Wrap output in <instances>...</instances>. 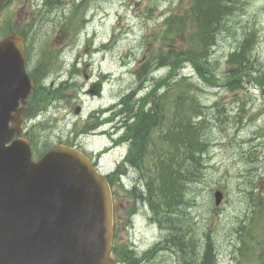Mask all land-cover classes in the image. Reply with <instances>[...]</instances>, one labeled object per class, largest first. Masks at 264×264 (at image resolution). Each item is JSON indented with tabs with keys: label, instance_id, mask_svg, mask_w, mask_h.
I'll return each instance as SVG.
<instances>
[{
	"label": "rangeland",
	"instance_id": "rangeland-1",
	"mask_svg": "<svg viewBox=\"0 0 264 264\" xmlns=\"http://www.w3.org/2000/svg\"><path fill=\"white\" fill-rule=\"evenodd\" d=\"M76 1L82 4L81 19L74 20V30L67 32L63 28L54 29V26L63 13L71 12L73 0H61L57 8L50 3L51 9L48 11L47 7L45 12L37 14L35 21L34 9H43V0H39L38 4L33 0H14L12 5L0 12V27L6 24V29L12 25L19 27V24L30 26L32 66L37 58L39 64L46 65L47 85L59 90L54 97L68 99L53 101V106L49 110L48 106L46 108L49 113L45 112L35 121L41 138L40 150L56 143V136L64 132H79L81 120L75 121L74 105L70 101L72 98L74 101L83 99H79L75 87V83H83V78L71 76V63L75 60L96 63L92 65V71L96 73L102 70L115 74L108 82L105 99L95 102L93 107L97 108L100 104L112 103L113 96L120 100L123 90L137 85L131 72L145 56L151 53L158 56L162 49L165 50V60L169 51L180 59V54L188 48H199L189 40L190 34L195 32L191 24L187 31L185 26L180 33H174L169 43L165 39L166 19L186 18L193 0ZM226 2L219 0L222 11ZM230 8L208 55L195 60L200 64L187 60L184 55L178 61L174 57L170 63L167 60L161 63L163 69L157 75L159 82L154 91L164 92L166 119L156 127H150L151 131L156 133V130L162 129V134L168 139L171 129L175 133L178 130V123L175 122H183V116L190 112L188 108L198 103L203 114L194 115V121L199 126L203 119L206 120L202 135L208 147L202 155L205 167L201 178L197 184L189 181L184 189L185 203L182 207L187 212V218L182 216L183 220H178L183 221V227L178 225L176 228L168 223L179 239L175 237L170 242L167 238L170 252L163 250L156 254L150 251L153 256L149 261L154 264H179L177 256L184 254L183 246L190 257L196 246L195 239L198 241V259L210 239L215 264H264V222L260 221V210L264 206V0H236ZM102 44L108 47L107 52L94 53ZM35 48H38V57ZM240 50H244L243 62L251 67L252 73L242 79L244 87L235 91L228 84L239 78H233L230 64L234 53ZM127 62H131L130 71L122 67ZM64 83L69 84L61 85ZM167 91L170 101H167ZM178 97H182V104L177 102ZM187 98L192 100L185 108ZM66 113L71 119L64 115ZM52 114L54 119L50 120ZM150 128L145 127V130L148 132ZM179 149L182 153L181 143ZM162 151L164 149L160 151L153 147L149 153L145 152L143 164L146 162V167L151 163L158 168L167 167V157L161 154ZM171 158L176 163L175 155ZM184 161L186 164L187 160ZM143 189L146 191L145 180ZM218 189L225 193V199L216 208L213 193ZM117 206L128 209L131 199L119 191ZM137 207L139 214L149 216L147 206L140 205L141 210ZM153 228L147 227L146 218H135L134 227L120 234L123 248L127 245L132 248L131 240H136L141 247L161 243ZM171 245L174 247L171 248ZM171 250H175L177 255H171ZM132 258L129 264H138Z\"/></svg>",
	"mask_w": 264,
	"mask_h": 264
},
{
	"label": "water",
	"instance_id": "water-1",
	"mask_svg": "<svg viewBox=\"0 0 264 264\" xmlns=\"http://www.w3.org/2000/svg\"><path fill=\"white\" fill-rule=\"evenodd\" d=\"M25 40L0 41V264H110L109 185L80 152L57 146L38 162L21 134L34 84ZM219 206L223 195L215 194Z\"/></svg>",
	"mask_w": 264,
	"mask_h": 264
},
{
	"label": "flooded vegetation",
	"instance_id": "flooded-vegetation-1",
	"mask_svg": "<svg viewBox=\"0 0 264 264\" xmlns=\"http://www.w3.org/2000/svg\"><path fill=\"white\" fill-rule=\"evenodd\" d=\"M90 69L91 65L85 64L80 71L83 74L85 84L90 82V85L87 86L88 91H97V83H101L104 86L103 81L109 82L112 78L111 75H103V71L100 70L95 80H92L93 76ZM134 79H137V77H134ZM147 89L149 88L145 82L144 84H139L136 89H133V87L125 89L122 96H128L127 103H129V106L122 110L117 108L119 105L126 106V104L123 100L119 102L118 97L115 99V96H113L112 103L100 104V106L94 108L95 102L104 100V96L102 95V98H97L85 94L86 97L84 99L86 102L83 103L85 111L83 110V113L79 117H74L75 121L78 119L81 120L80 132L67 131L60 136H56L57 140L62 139L64 142L68 141L67 143L86 154L97 165L98 171L111 181L117 223L116 232L118 234L126 229L127 216L130 214V208L132 206V201L128 209L117 206L119 191L123 192L126 196H130L134 190L137 177L139 179L150 180L152 178H160L161 175V173L157 172V169H150L152 163L146 167V162L143 164V158H145V152L149 153L153 147L159 148L160 151L166 147L167 139L162 134V129L156 130V133L151 131L152 127H156L166 119V109L163 107V100L165 98L160 90L154 93L152 97L148 94L146 98L145 90ZM86 92L87 90L84 91V93ZM73 105L79 106L76 102ZM53 114L51 118H54ZM159 114L161 115L159 116ZM64 115H68V118H70L69 113ZM151 117L154 118V125H147L146 122L143 126V119H150ZM145 126L147 129L151 127L148 132L145 130ZM153 164L156 165L155 163ZM152 174L153 177L151 176ZM146 186L149 194L150 188L148 185ZM162 187L160 186V190ZM157 192L158 189L155 187L154 193ZM161 199L159 196L149 198V216L146 219L147 227L152 228L154 226L155 229H153L157 232L158 239L160 238L163 244L154 243L146 247L147 252L143 262L144 264H154L148 260L150 251L153 250L152 253L155 251L157 254L160 251H167L168 249L166 240L170 238L168 234L171 233V230L168 227L167 211H164V208L167 210V206L161 205ZM135 201L137 205L141 202L140 199ZM121 211H123L122 214ZM187 233L189 236V232ZM180 235L182 236L181 232ZM122 241L119 237L117 238V244H119L120 249L117 255H119L123 248ZM197 244L198 242L192 249L191 258H189V251L182 245L184 254L177 256L179 264H197L194 262ZM173 254L176 256L177 252L173 250Z\"/></svg>",
	"mask_w": 264,
	"mask_h": 264
},
{
	"label": "trees",
	"instance_id": "trees-1",
	"mask_svg": "<svg viewBox=\"0 0 264 264\" xmlns=\"http://www.w3.org/2000/svg\"><path fill=\"white\" fill-rule=\"evenodd\" d=\"M226 5L224 6V10L222 11V6L219 4V0H193V4L190 10V13L187 15L186 18H169L166 19L167 24V32H166V40L169 43V40L172 39L173 34L180 33L179 31L184 29L187 26V31L189 29V25L191 24L195 30L194 33L190 34V42L194 45H199V48L196 46H192L187 50L182 52L187 60L194 61L196 59H203L206 56L205 49H209L212 44L214 43L217 34L219 33L227 15L229 14L230 7L235 3L236 0H226ZM12 3V0H8L5 6H8ZM169 27V30H168ZM184 32V31H183ZM215 44V43H214ZM162 51L159 50L158 56L153 53L151 58V62L156 60L162 55ZM245 55L244 50H240L239 52L235 53L231 59V66L233 69L232 76L233 78L238 77L239 79H235L233 83H229V88L231 90L238 91L242 89L244 86L241 84L242 79L245 78L249 73H252L251 67L244 64L243 59ZM164 56V55H163ZM174 57L180 60L173 51H169L166 54L167 63H170L174 60ZM165 60V61H166ZM162 61V62H165ZM197 63V62H196ZM252 63V62H251ZM200 64V63H197ZM253 66V64H252ZM254 68V67H253ZM186 81V79H184ZM187 82V81H186ZM190 83V82H188ZM36 94L34 100H37L38 96L41 95L39 87L33 92L31 98L33 99L34 95ZM168 95L167 101H170L169 93L166 92ZM43 98V97H42ZM191 98H187L185 102V108L187 107V102L191 101ZM182 97H178L177 102L182 104ZM188 110L187 114H185L184 121L175 122L178 123V130L175 133V130H170V135L173 136V140H179L178 143L183 145V152H180L179 144H174L175 153H172L170 148L168 152V156H174L177 159L176 166L171 165L172 158L170 157L167 162L169 163L168 171H167V178L166 181L162 182L161 186H163L160 190L165 196L163 200L167 201L168 207V215L169 220H171V215L174 212V208L178 204L179 200V193L183 189V184L185 182V176L189 173V171L185 172V160L190 162L191 169L194 163H198L201 166V160L199 159L207 144L205 142V138L202 135V131L205 128L206 120L203 119L199 126L195 125L194 118L190 116L193 115H202L203 111L200 104L196 103V106L191 105ZM181 118V116H179ZM147 122L148 124L154 125V118L151 117L150 119H143L142 124L143 126ZM182 124V125H181ZM146 125V126H147ZM145 126V127H146ZM181 127V129H179ZM180 130V131H179ZM198 154V158L196 157ZM184 155V156H183ZM183 157L184 159H181ZM181 159V160H179ZM164 211H167L164 208ZM179 237V236H177ZM206 250L202 253L200 264H215V253L212 241L207 243L205 246Z\"/></svg>",
	"mask_w": 264,
	"mask_h": 264
},
{
	"label": "bare ground",
	"instance_id": "bare-ground-1",
	"mask_svg": "<svg viewBox=\"0 0 264 264\" xmlns=\"http://www.w3.org/2000/svg\"><path fill=\"white\" fill-rule=\"evenodd\" d=\"M156 118V117H155ZM180 131V130H179ZM166 212V211H165ZM152 252V251H151ZM149 252V253H151ZM155 252V251H154ZM151 256H153V254H148V260H150Z\"/></svg>",
	"mask_w": 264,
	"mask_h": 264
}]
</instances>
